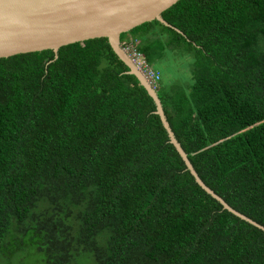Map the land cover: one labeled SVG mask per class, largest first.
Masks as SVG:
<instances>
[{"label":"trees","instance_id":"trees-1","mask_svg":"<svg viewBox=\"0 0 264 264\" xmlns=\"http://www.w3.org/2000/svg\"><path fill=\"white\" fill-rule=\"evenodd\" d=\"M162 18L121 47L160 75L201 181L264 228V0H180ZM175 52L186 87L155 69ZM0 264H264V231L195 182L105 38L0 59Z\"/></svg>","mask_w":264,"mask_h":264},{"label":"water","instance_id":"water-1","mask_svg":"<svg viewBox=\"0 0 264 264\" xmlns=\"http://www.w3.org/2000/svg\"><path fill=\"white\" fill-rule=\"evenodd\" d=\"M180 0H0V59L51 50L86 41L107 39L114 54L129 69L156 105L170 143L195 182L224 210L264 231V228L230 208L199 178L167 123L157 93L132 65L121 47V35L154 21L169 25L162 14ZM179 32L178 30H176Z\"/></svg>","mask_w":264,"mask_h":264},{"label":"rangeland","instance_id":"rangeland-1","mask_svg":"<svg viewBox=\"0 0 264 264\" xmlns=\"http://www.w3.org/2000/svg\"><path fill=\"white\" fill-rule=\"evenodd\" d=\"M175 55L176 56H167L161 63H158L156 65L155 69L161 72L163 71V76L166 80L169 78L167 74L170 73V77H172V80L175 79L179 84L186 87L192 82L191 70L186 67V65H188V62H190V59H188L189 56H183L182 54L179 55L178 52H175ZM183 58L185 59L183 60ZM154 92L157 93L158 91Z\"/></svg>","mask_w":264,"mask_h":264},{"label":"built area","instance_id":"built-area-1","mask_svg":"<svg viewBox=\"0 0 264 264\" xmlns=\"http://www.w3.org/2000/svg\"><path fill=\"white\" fill-rule=\"evenodd\" d=\"M136 43L126 45V47H123V50L130 59L132 65L140 75H142L149 86L154 91H158L160 75L147 63L144 55L137 49Z\"/></svg>","mask_w":264,"mask_h":264},{"label":"crops","instance_id":"crops-1","mask_svg":"<svg viewBox=\"0 0 264 264\" xmlns=\"http://www.w3.org/2000/svg\"><path fill=\"white\" fill-rule=\"evenodd\" d=\"M133 38H134V37L128 35V36H126L125 39H126V40H129V39H133Z\"/></svg>","mask_w":264,"mask_h":264}]
</instances>
